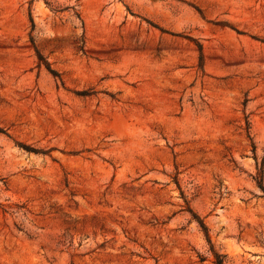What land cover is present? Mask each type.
<instances>
[{"label":"rangeland","instance_id":"1","mask_svg":"<svg viewBox=\"0 0 264 264\" xmlns=\"http://www.w3.org/2000/svg\"><path fill=\"white\" fill-rule=\"evenodd\" d=\"M218 258L264 264V0H0V264Z\"/></svg>","mask_w":264,"mask_h":264},{"label":"trees","instance_id":"2","mask_svg":"<svg viewBox=\"0 0 264 264\" xmlns=\"http://www.w3.org/2000/svg\"><path fill=\"white\" fill-rule=\"evenodd\" d=\"M202 224H203V223H202ZM202 226H203V228L206 229V227H205L204 224H203ZM216 264H225V263H224V260H223V259L218 258L217 261H216Z\"/></svg>","mask_w":264,"mask_h":264}]
</instances>
